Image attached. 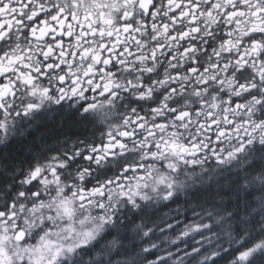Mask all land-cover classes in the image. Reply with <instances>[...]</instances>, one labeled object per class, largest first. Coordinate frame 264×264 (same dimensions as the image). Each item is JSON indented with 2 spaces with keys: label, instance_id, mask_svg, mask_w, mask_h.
Instances as JSON below:
<instances>
[{
  "label": "snow or ice",
  "instance_id": "1",
  "mask_svg": "<svg viewBox=\"0 0 264 264\" xmlns=\"http://www.w3.org/2000/svg\"><path fill=\"white\" fill-rule=\"evenodd\" d=\"M49 110L81 131L0 155V264H264V0H0V143Z\"/></svg>",
  "mask_w": 264,
  "mask_h": 264
},
{
  "label": "trees",
  "instance_id": "2",
  "mask_svg": "<svg viewBox=\"0 0 264 264\" xmlns=\"http://www.w3.org/2000/svg\"><path fill=\"white\" fill-rule=\"evenodd\" d=\"M68 118L64 119L63 122V128L62 132L63 134H69L70 131H76L80 132V129H77L75 127H70L68 124ZM60 129V128H58ZM58 132L56 133L57 137L60 135H63ZM49 136H52L51 133H49ZM215 161H211L210 163H207L203 166L204 169H208V171L203 172V180L204 185L203 187H208L209 185H215V181L219 179L218 173L215 171L216 169ZM200 171L197 173H201L202 169L200 166L196 167ZM196 187H201L199 184L196 185ZM190 194L194 192L193 188H189L186 190ZM188 201V203H186ZM195 207V202L192 201L191 195L185 196L183 193L179 195V204H172L171 208L172 211H169V209H164L165 213H168V215L165 217L166 220L171 221L175 225V231L166 229L165 232H160L159 229L156 230L155 236L152 237L151 240L147 242L144 246H150L152 243H155L157 245L156 249L151 250V254L144 253L142 256L147 257L148 261L156 260L158 256L166 255V253L171 250L172 252H176L177 247L181 249V255L183 253V250H191V247L194 246V242L191 240V238H185L187 243L185 242H178V244H173L172 240L175 239V237L179 234V232L183 229L185 224L191 223L195 217L193 215L192 209ZM179 209V212L181 213L178 217L179 223L173 217L176 216V210ZM199 211V209H197ZM163 215V213H161ZM157 223H160V221H157ZM196 239H200L199 236H196ZM213 243H215V238H213ZM225 246H227L225 244ZM205 247H208L207 244H205ZM224 258L219 259V264H228V261L231 259L230 256L226 253L221 254ZM203 259V250L201 256L197 257L196 260L192 261V264H198L200 260Z\"/></svg>",
  "mask_w": 264,
  "mask_h": 264
},
{
  "label": "flooded vegetation",
  "instance_id": "3",
  "mask_svg": "<svg viewBox=\"0 0 264 264\" xmlns=\"http://www.w3.org/2000/svg\"><path fill=\"white\" fill-rule=\"evenodd\" d=\"M56 107L57 106L55 105L52 106L53 109H55ZM66 118L68 117L64 112L49 110L39 121L34 122L32 127L19 129L18 132L21 134H17L10 137L6 143H0V155L24 154L27 151V149L31 145H33V143L39 142V138L41 136H43L48 141V143H53L54 138H57L56 133L59 132L61 134L63 128V122L64 119ZM67 120H69V118ZM98 127H101V125H98ZM93 131L95 130L91 126H89V135ZM49 133H51L52 136H49ZM74 133H78V132L70 131L69 134H63L62 132L63 135L58 136V138L60 140H63L67 136L73 135ZM100 135L101 133L99 131H95V136L97 139H99ZM81 163L87 164L88 162L81 161Z\"/></svg>",
  "mask_w": 264,
  "mask_h": 264
},
{
  "label": "rangeland",
  "instance_id": "4",
  "mask_svg": "<svg viewBox=\"0 0 264 264\" xmlns=\"http://www.w3.org/2000/svg\"><path fill=\"white\" fill-rule=\"evenodd\" d=\"M196 172H199L200 170L199 169H197L196 167H195V169H194ZM189 171L191 172V171H193V169H189Z\"/></svg>",
  "mask_w": 264,
  "mask_h": 264
}]
</instances>
